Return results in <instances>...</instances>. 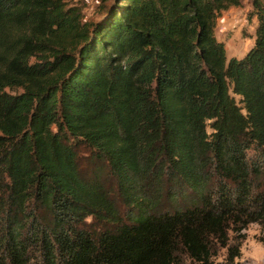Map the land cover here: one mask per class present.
<instances>
[{
  "label": "trees",
  "instance_id": "obj_1",
  "mask_svg": "<svg viewBox=\"0 0 264 264\" xmlns=\"http://www.w3.org/2000/svg\"><path fill=\"white\" fill-rule=\"evenodd\" d=\"M250 1L254 44L228 58L217 19L241 0H112L87 21L0 0V264H234L264 233Z\"/></svg>",
  "mask_w": 264,
  "mask_h": 264
},
{
  "label": "rangeland",
  "instance_id": "obj_2",
  "mask_svg": "<svg viewBox=\"0 0 264 264\" xmlns=\"http://www.w3.org/2000/svg\"><path fill=\"white\" fill-rule=\"evenodd\" d=\"M78 7L84 21L97 20L101 5L110 0H65ZM257 18L250 0H241L240 5L231 6L221 12L217 19L216 36L225 44L227 57H242L253 46ZM264 233L258 223H251L241 232V256L234 264H264ZM195 264V263H189ZM213 264H229L224 249L214 257Z\"/></svg>",
  "mask_w": 264,
  "mask_h": 264
},
{
  "label": "water",
  "instance_id": "obj_3",
  "mask_svg": "<svg viewBox=\"0 0 264 264\" xmlns=\"http://www.w3.org/2000/svg\"><path fill=\"white\" fill-rule=\"evenodd\" d=\"M105 5H106V9H104V11L100 13L99 17H101L108 9H110L112 7V5H113L112 0L107 2Z\"/></svg>",
  "mask_w": 264,
  "mask_h": 264
}]
</instances>
